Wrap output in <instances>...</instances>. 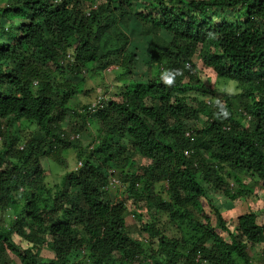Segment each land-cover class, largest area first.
<instances>
[{
  "label": "trees",
  "instance_id": "trees-1",
  "mask_svg": "<svg viewBox=\"0 0 264 264\" xmlns=\"http://www.w3.org/2000/svg\"><path fill=\"white\" fill-rule=\"evenodd\" d=\"M112 64L118 79L136 65L149 92L124 84L120 100L101 102L99 156L90 152L86 170L64 176L46 200L40 159L81 147L63 128L72 92L54 83ZM205 69L235 83L236 93L205 88ZM16 121L40 132H15ZM120 166L127 189L116 201L102 186L107 169ZM226 167L264 187V0H0V264H263L250 251L264 247L256 213L239 216L232 231L214 204L253 195L224 181ZM165 182L169 200L156 193ZM203 199L215 223L195 215ZM127 205L140 212L138 224L127 226Z\"/></svg>",
  "mask_w": 264,
  "mask_h": 264
},
{
  "label": "rangeland",
  "instance_id": "rangeland-1",
  "mask_svg": "<svg viewBox=\"0 0 264 264\" xmlns=\"http://www.w3.org/2000/svg\"><path fill=\"white\" fill-rule=\"evenodd\" d=\"M83 9H84L83 3H80L76 7V11L83 10ZM233 14L234 12H231L230 16H232ZM126 23L128 22L126 21ZM144 28L145 27L141 28L140 33H142L143 30L145 31ZM141 40L142 39H140L139 41ZM142 42L143 41H141V43ZM141 43L139 42L137 43V50H138L137 54L138 55H140L143 52L141 47H144V45ZM104 44L107 46V49H109L113 46L114 40L107 37L104 39ZM117 62L119 61L117 60ZM131 69L132 71L128 72V76L125 79H122V77L118 79L119 71L111 72V73L92 74V75H91V72H88L84 74L82 81H80L79 79H76L75 77L74 79H72L71 77H66L68 76V74L64 75L65 77L56 79L54 83L55 87H59L60 89L66 90L67 92H70V91L72 92V96L70 97L66 105V107L69 108L70 110L66 113V119L63 123V128H65V132L69 136L73 135L74 133L79 134V137H80L79 140L81 142V145H80L81 147L77 148V147L70 146L68 144L67 149L65 148L62 149L61 151L62 153L58 159L54 157L53 154L45 155L44 157L40 159L41 160L40 166L42 170H44L45 172V178L42 181H44V186H46V188L45 189L39 188L40 191L38 192V194H42L43 196H45L46 200H48V197H49L47 195V190L51 189L52 191H54L53 189H55L56 187L63 188L61 184L63 183L64 176L70 174L69 172H72L76 164L80 162V156L82 155L81 152H85L86 148H88V145H92L93 142L97 139V137L99 138L101 134L99 124H98L99 121H96V118L94 119L95 115L94 116L90 115V118L93 119L92 122L94 123L90 126L91 129H87L85 127L87 125L86 121H84L83 118L78 117L77 115L73 114L71 112V109L73 108L78 109L89 103L91 104L92 102L96 104L98 101V98L102 99L108 93H109L108 99L112 98V100L118 101L120 100L122 92L125 89L124 87H122L124 84L127 85L126 89L132 88L133 91L143 90V91L149 92V88H150L149 79L142 73L141 69H139L136 65L133 66ZM200 75H201L203 83L206 85L205 88L214 87L216 88V91L220 93L226 92L228 94H234L237 91L235 83L230 82L227 79L216 76V74L213 72H210V70L205 69L203 71H200ZM205 88L202 89L201 94H204L206 92ZM209 97L210 95L205 96L204 100L208 102L210 99ZM220 100L222 102H225L224 96H222ZM245 119L247 122H243V124H245L246 126V123L249 124L251 120L248 117H246ZM9 124L12 126V129L15 132H20V133L25 132L26 127L28 126H29V131H28L29 133L30 132H34V133L40 132V129L37 128V124L30 125L28 124V122H18V121L13 122V123L10 122ZM117 143H119L121 147V146L127 145L129 143V140L126 137H124V138H121L120 140L117 139ZM120 147L116 148V145H114L112 149H116L115 153L119 154L118 150ZM213 148H214V151L216 150V152H220L216 146H213ZM65 152L68 158H66L63 155ZM85 155H86V158H88L86 153ZM95 155L96 156H94V159L95 157L99 156V153L97 152V154ZM236 158H237L236 155H233L232 157H230L229 161H234ZM82 160L86 162L85 158H83ZM118 160L119 158L115 157V161L119 162ZM149 163L150 161H147L146 164H149ZM117 168H112V169H116L117 171L116 173L119 175L123 171V166H120L118 170ZM232 171L233 169L231 167H226L222 171V177L224 181L226 182V181H229L230 179L232 181L230 183L231 185L236 184V186L237 185L241 186L242 184L243 186L244 185L248 187L250 186L249 188L253 191V195L250 198H248L245 195L241 196L239 198L240 199L239 202H235V203L231 200L223 199L222 198L223 196L215 197L214 204L216 205L217 209L220 211L221 214H223L224 218L226 219V223L228 227L232 231H235L238 226V222H237L238 217L243 214L249 213L250 211H254L256 215L258 216L259 222L264 224V187H262L259 182L254 181V180L253 181L249 180L248 178L243 180L242 182V180H239V178L237 177L234 178V174L232 173ZM245 182H247L248 184ZM167 188H168V185L166 182L161 183L156 186L157 192L156 191L155 192L158 194H162L164 196V200H169ZM235 190L236 192H239L243 189L236 188ZM45 199L39 202L41 208L45 207L46 205ZM139 213L140 212H138V215ZM203 214H210L212 221L214 223L216 222L215 215L212 212L211 208L209 207L205 199L197 203L195 215H197L198 219L202 220L204 224H206ZM74 218H75V214L73 212H70L67 214V219L70 220L71 222L74 221ZM146 218H148L147 215H146ZM136 220L137 222H133V220L132 221L128 220L127 222L128 224H131V223L138 224L139 219L137 218ZM190 223L194 224V222L192 221ZM184 229H185V232L188 233V231L186 230V229H189L188 226H185ZM43 231H45V229H43ZM132 236H134L135 239H138V240L141 238V236L143 237L142 234H140L139 232L138 233L134 232V231H132ZM225 236L227 237L226 233H225ZM14 240L16 243H19V244L21 242L20 238L16 236ZM22 245L26 247L28 244L25 242V243H22ZM146 246H148V244ZM263 249L264 247L262 246H255V247H252L250 251L253 256H259L261 258L263 256V264H264V254H263L264 250ZM47 250L48 248L46 247L45 251ZM52 256L54 257L53 253H48V254L45 253L44 257L48 258ZM10 257L13 258L14 254H10Z\"/></svg>",
  "mask_w": 264,
  "mask_h": 264
},
{
  "label": "clouds",
  "instance_id": "clouds-1",
  "mask_svg": "<svg viewBox=\"0 0 264 264\" xmlns=\"http://www.w3.org/2000/svg\"><path fill=\"white\" fill-rule=\"evenodd\" d=\"M117 70H118V64H116V65L112 64V65L109 66V68L106 69V72H104V73L117 72ZM82 76H84V75H82ZM108 96H109V93L106 94L102 99L98 98V101H97L96 104H94L92 102L93 104L89 103V104H87V105H85L83 107H80L78 109L77 108H73L76 111V113H74V114H76L78 117H81V118H84V116H86V115H89V118H90V115L94 116V115L98 114V111L104 107V106L102 107L103 103H101V102H103V100H107ZM207 103H209V101ZM89 122H92V121H88V123L86 122L87 125L85 127L87 129H91L90 126L94 123V122H92V123H89ZM68 137H69L70 141H74V142L80 139L79 134H75V133L73 135H71V136L68 135ZM97 141H98V137L93 142L92 145H88V148H86L85 152H81L82 153V155H81L82 157L80 156V162H78L76 164V166L74 167L72 172L79 173L81 170H86V164H87V162L89 160H87L85 153L87 154V156H88V154L90 152H95L96 153L98 151L97 150V146H98L97 145ZM78 148H80V147H78ZM184 153H185V155H188L189 151L185 150ZM83 158L86 159V162H84V160H82ZM116 172H117L116 169H107L108 177L106 179V182L103 184L102 189L106 193L111 194V195H115L116 193H118V197H116V199H117L116 201H122V199H123L122 195L127 189V182H126V180H123L122 176L120 174L118 175ZM127 206L129 208V213H128V217H127L126 221H128V220L132 221L133 220V222H137L136 219L139 218V215H140V213L138 215L139 211L135 210V208L133 206H130V205H127ZM128 225L129 224L127 222V226ZM142 238H140L139 240H141ZM143 240H145V239H143ZM136 243L138 245H140L138 241H136ZM143 243H144V241L142 242V244ZM85 249H86L85 247H82L81 250H80V254H81L82 257H85Z\"/></svg>",
  "mask_w": 264,
  "mask_h": 264
}]
</instances>
